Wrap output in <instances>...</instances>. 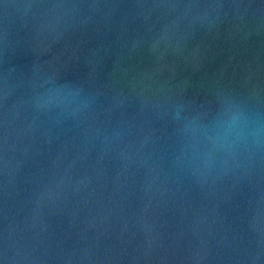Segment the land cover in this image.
<instances>
[{"label":"water","instance_id":"obj_1","mask_svg":"<svg viewBox=\"0 0 264 264\" xmlns=\"http://www.w3.org/2000/svg\"><path fill=\"white\" fill-rule=\"evenodd\" d=\"M0 264H264V0H0Z\"/></svg>","mask_w":264,"mask_h":264}]
</instances>
